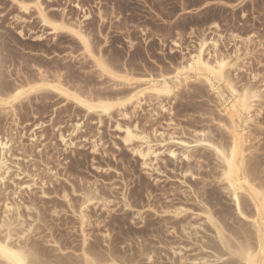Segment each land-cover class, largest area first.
I'll return each mask as SVG.
<instances>
[{
  "label": "rangeland",
  "instance_id": "374dc122",
  "mask_svg": "<svg viewBox=\"0 0 264 264\" xmlns=\"http://www.w3.org/2000/svg\"><path fill=\"white\" fill-rule=\"evenodd\" d=\"M20 1L32 4L35 0ZM75 3L93 13V18L82 24L96 50L111 61L112 70L122 74L126 68L133 78L172 74L186 62L183 52L187 49L193 52L195 42L202 38H215L219 43L218 54L232 56L233 63L239 50L237 67L228 69V75L240 92L245 86L263 92L262 100L253 109V123L249 122L247 129L250 152L253 150L247 156L254 159L258 153L264 159V0H44L53 20H60L66 10L69 21L78 23L82 13L74 8ZM47 33L32 5L24 13L10 0H0V72L9 88L6 94L36 80L34 70L41 68L49 75H63L71 89L84 87L79 89L95 93L93 98L107 96V99L111 88L121 81H112L97 72L93 61L71 37L54 38ZM42 34L47 35L44 42L33 41ZM174 42L181 48L175 47ZM192 80L179 81L180 88L172 98H140L144 100L142 107L129 106L128 118L117 111L112 119L102 117L99 121L98 115L86 117L62 98L41 94L31 95L23 104L25 107L17 104L12 110L1 112L0 140L9 143L7 157L12 170L5 185H0V220L6 204H18L25 226H34L26 238L28 243L54 257H75L80 254L77 248L82 240L78 218L82 193L97 190L111 203L106 207L103 203L97 207L90 205L84 231L90 236L89 242L99 243L104 254L117 247L122 255L127 253L125 257L139 255L140 247L148 245L159 254L153 255L156 264L179 262L180 257L214 256V250H202L203 243L212 248L217 240L214 228L205 222L206 215L201 212L209 210L218 222L222 221L223 227L227 224L229 236H237L238 231L248 229L250 224L238 219L232 198L217 180L220 173L217 159L211 151L193 144L202 136L228 144L229 122L220 96L229 95V90L221 86L216 94L202 79ZM127 90L125 86L112 98L123 100L129 94L130 89ZM77 123L81 128L71 136ZM118 124L123 129L138 126V132L147 133L157 155L143 159L134 153L139 144L134 148L124 145V131L117 129ZM61 134L73 145L65 146ZM172 140L192 143L187 150L190 159L183 158L186 148L178 147ZM170 151H175L178 158H171ZM26 170L35 173L37 183L24 173ZM186 170L190 173L183 174ZM260 171L264 180V163ZM64 192L69 195L70 204L63 199ZM212 193L215 194L211 197ZM125 202L134 205L132 209L125 211ZM176 209L185 213L179 218L164 215ZM183 228H187L185 233ZM54 242L59 245L54 246ZM138 260L141 264L146 261L145 257Z\"/></svg>",
  "mask_w": 264,
  "mask_h": 264
},
{
  "label": "bare ground",
  "instance_id": "6f19581e",
  "mask_svg": "<svg viewBox=\"0 0 264 264\" xmlns=\"http://www.w3.org/2000/svg\"><path fill=\"white\" fill-rule=\"evenodd\" d=\"M10 1L17 5L19 10L23 11L24 13H28L32 5L37 13V17L40 20L42 27L45 30H48V35H52L54 38L60 35H66L69 38L71 37L81 48V50L93 61L96 70H98L97 72H99L102 76L110 77L112 81L118 80V82H121L118 85L115 84L111 88V91L110 89H106L107 91H110L109 93L107 92L109 95L107 99V96H105V98L101 97L99 99L96 97L95 99L93 98L95 93H92L91 91H86V93H84L85 91L82 92V90L79 89H83L84 87L79 86L77 89H71L72 86L68 87V83L65 82L66 80H64L63 75L58 73L49 75L48 72L42 70L41 68H37L34 70V72L36 71V80L28 81L27 85L19 87L15 89V91L13 90L12 93L9 92V94H6L8 91L7 89L9 88H6L7 83L3 81L2 77H4V75L0 72V113L7 111L9 108L12 110L17 104H21L23 106V104L30 98L31 95L33 96L34 94H41L40 96L44 97L55 96L60 99L62 98L67 102V104L72 103L79 110L83 111L86 117L98 115L100 117L99 121H101L102 117H111L112 119V116H114L112 114H115L117 111L123 118H128L129 114L127 108L129 109V106H133L134 109L141 108L144 102V100H141L142 97L146 98L149 96L151 98L156 97L159 99H162V97L170 98L176 91L178 92V89L180 88V85L178 84L179 81H184L187 83V81L190 79L192 82L193 78H195V80L202 79L204 82H206V84H209V87L216 94L220 93L221 86L229 90V95L223 97L220 96L223 112L227 120L226 122H229L228 126L226 127L227 129L225 128L229 131L228 133L230 135L228 144H222L220 142L218 143L204 136H202V139L195 141L193 144H196L205 150L211 151L215 159H217L220 169L217 180L221 185H223L226 194L232 198L238 219L243 223L245 222L250 224V227L248 229L244 228L245 230L241 229L240 232L238 231L236 234L237 236H229V234H227L229 236L228 237L226 235V229L227 227L229 228V226L226 224L227 227L225 226V229V227L220 224L222 221L218 222L212 213L208 212L209 210L203 211L201 214L206 215V217H204L206 218L205 222L207 221L214 228V234L216 232L215 239L217 241L214 243L212 248L206 247L203 243L202 250H205L206 248H208V250L212 249L215 252L214 256L210 255L209 257L205 256L191 259H185L187 257L184 256L185 258L180 257L179 262L176 260L172 261L171 258L169 259L171 260L172 264H184L183 261H189L191 264H226V261L230 262V264H264V240H262V237H264V180L261 178V172L263 170L260 171L264 163V159L262 157H258V153L256 155L257 157H254V159L253 156L252 158L247 156V153H250L249 156L253 154L251 153L253 150L250 152V131L247 129H249V122L253 123V109L255 108V104H257L256 102L262 100L263 92L258 88L254 89L252 87L250 88L246 86V88L244 87L240 92L236 89L233 82L229 78L228 74L230 73L228 72V69L235 67L238 60H240L238 55L239 50L235 52L234 57H236L235 59L237 61L236 63H233L234 60H232V56L218 54L219 43L215 38H202V40L195 42V45L193 46V52L187 48V51L183 49L185 51L183 52V55L185 56L184 59L186 62L182 63L180 67L175 68L172 74H160L158 76L147 75L148 77L142 75V77L134 76L133 78L126 68H124L125 72L122 74L117 73L118 71L115 72L112 70L110 67L111 64H109L111 61L108 62L104 57H102L101 53L99 52L100 50H96V46L94 45L91 36L88 34L89 32L87 33L86 30H84V26L82 24L84 21L93 18V13H91L88 8L83 7L80 3L74 4V8L82 13L81 21L75 23L74 21H69L66 10H63V12L60 10L62 12L60 20H53L50 16L51 11L46 8L44 0H35L32 4L25 3L20 0ZM52 11H57V9ZM214 28L215 27H212L211 29ZM211 33H214V31ZM20 34H22V32ZM46 39L47 35L42 34L35 37L33 41L44 42ZM173 45L177 48H181L180 44L176 42H174ZM123 71L120 70V72ZM122 82L123 84H121ZM125 86L128 88V90L130 89L128 92L129 94H127L123 100L119 98L114 100L112 97L119 95ZM101 91L103 92V90ZM19 107L21 108V106ZM23 107H25V105ZM80 128V123L75 124L71 136H73L75 132H78ZM117 129L124 131V136L122 138L124 145L133 147L137 143L139 144V146L133 150L134 153L139 155L141 158L148 159L151 156L157 155V151L154 150L155 146L153 145V141L151 140L150 136L143 131L138 132V126L134 128L126 126V128L123 129L118 124ZM160 136L162 137L163 134L161 133ZM60 139L65 146H68V144L70 146L73 145V141L70 142V140H67V136H64L63 134L60 135ZM163 143L161 142L160 144ZM172 143L178 147H185L186 154H183V158H185V160L190 159V157L187 155V150L190 148L189 145L192 143H187L183 140H174ZM8 145L9 143L0 140V185H5L6 178L12 170L10 160L7 157V154L10 152ZM96 146L93 148L94 150H96ZM169 155L173 159L178 158V154L175 151H170ZM49 171H51V169H49ZM18 172H20V170H18ZM24 173H27L29 177L32 178V180L37 177L34 175L35 173L31 174L30 171L27 170ZM188 173H190V170L183 172V174ZM57 175L58 174L56 173L55 176ZM17 176L19 177V175ZM33 182L37 183L35 180ZM29 188H31V186H28V189ZM65 193L66 192H64V195H62L63 199H65L66 202L70 204L71 201L69 200V195ZM214 194L212 193L211 197ZM0 195H2L1 191ZM14 195H16V193L13 194V196ZM82 195L83 203L81 204V207L78 211V218L80 219L82 228V240L80 241L81 243H78L80 245L78 246L79 248H77L78 251H80L79 255L75 257H73L74 255H69L66 257H54L44 249L42 250L41 247L37 246L36 244L28 243L26 238L33 231L32 229L34 226H32V224L25 226V221L22 220L23 216L18 204H6L5 211L3 212L4 217L0 220V264H141V261L138 260L141 257H145V260L151 264H156L154 262L157 259L154 261L153 255L158 253L156 250L150 249L148 245H142L140 247L138 251L139 255L132 254L133 256L128 255V257H125L127 253L122 255L117 247H112V249L109 248L110 250L106 251L107 254H104V252L101 251V248L99 249V247H101L99 246V243H90V240H88L90 236L88 237L84 231V226L89 222L87 210L92 204L94 207H97V205L103 203V205L106 207L107 204L111 203V200L108 199L105 194L97 190H85ZM125 200L126 198L123 201ZM133 206L125 202L123 208L125 211H128L132 209ZM26 209L34 210L33 207H27ZM53 212L54 214H59L57 211ZM184 213L185 210L176 209V211H166L164 212V215H167V217L171 216L172 218H179ZM181 222L182 220L180 223ZM178 223H176V225H178ZM245 225L246 224H244V227ZM241 227L243 228V226ZM235 230L237 231L236 228ZM186 231L187 228H183V232L185 233ZM198 234V232L195 233V235ZM53 244L55 246L57 242H54ZM225 251L227 254L222 255V253H225ZM180 253L181 251H179V254ZM174 254H178L176 250H174ZM227 256L229 257L227 258Z\"/></svg>",
  "mask_w": 264,
  "mask_h": 264
},
{
  "label": "snow or ice",
  "instance_id": "6c2138e0",
  "mask_svg": "<svg viewBox=\"0 0 264 264\" xmlns=\"http://www.w3.org/2000/svg\"><path fill=\"white\" fill-rule=\"evenodd\" d=\"M22 7H23V5H22ZM21 35H23V34H21ZM262 240H264V237H262ZM222 255H226V253H222ZM144 264H147V261H145ZM226 264H230V262L226 261Z\"/></svg>",
  "mask_w": 264,
  "mask_h": 264
}]
</instances>
